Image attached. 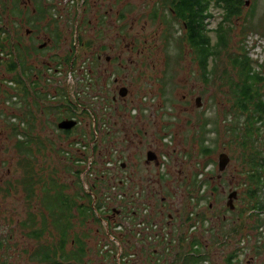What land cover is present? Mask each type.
<instances>
[{"label": "flooded vegetation", "instance_id": "af4514ba", "mask_svg": "<svg viewBox=\"0 0 264 264\" xmlns=\"http://www.w3.org/2000/svg\"><path fill=\"white\" fill-rule=\"evenodd\" d=\"M8 1L14 4L16 12L12 15L14 26L11 35L7 29L0 27V30H4L0 31V43L6 48L4 51L0 49V224L5 225L0 228V264H26L29 260L34 261L35 263L30 262L33 264H42L32 258L35 248L29 249V245H25L23 253L27 255L28 260L24 259L21 251L24 239L26 242L32 240L37 243L35 235L30 233L33 231L29 227L26 229L20 227L23 235L16 237L6 227L30 224L33 219L34 214L30 210L34 208V191L28 189L27 195H23L21 192L23 178L15 177V172L10 167H18L19 161H25L21 165V172L27 178L25 179L29 185V179H32L29 172H35L32 157L35 156L36 144L34 123L39 121L36 112L47 117L48 120H53L56 126L63 121L74 122L70 129H60L63 132L60 135L61 140L69 145H76L79 141L84 142L81 141L80 136L74 135L71 131L88 128L83 126V120H87L83 116L90 114L92 127L98 130V133L95 130L92 132L93 142L90 145L92 156L95 150L98 155L97 149H101L104 144L112 146L103 156L92 158L93 164L87 175H92L94 178L89 189L94 188L96 191L100 188L108 195L111 193L108 197L110 205L113 204L119 209L139 205L144 208L147 206L148 197L154 199L153 197H157L165 188L170 192V197L169 200H166V197L160 198L158 214L164 216V210L168 208L179 216V208L176 209L170 204L174 193L167 186V183L175 181L176 178L173 179L167 172L170 161L167 159V169H164L163 155L160 157L164 142H167V137L163 135L168 133L166 131L168 126L165 127L166 121L162 120V102L170 97L174 89L182 90L180 97L181 102L186 105L183 106L184 110L182 106L175 103L168 104L166 101L170 106L168 109L175 113L170 119L175 129L179 126H188L189 123L188 130L191 134V138L187 137L189 143L204 144L207 149L205 156H208L210 154L208 151L210 148L206 146L208 137L204 136L201 139V125L206 121L204 127L207 134L211 128L207 119L205 117L200 121L181 119L177 112L186 113L188 108L192 110L191 105L194 101L195 108L203 109L202 112L206 115L208 107H205L202 97L205 94L209 95L210 80L215 77L225 79L224 71L218 72L216 68L215 48L219 43L218 65H220L225 60V52L221 48L224 45L225 35L222 41L220 28L225 24L226 12L214 4L211 5L209 0L194 3L195 5L193 0H138L144 1V5H149L147 12H127L126 8H123L125 0H82L84 12H73L72 0H69V4L61 0ZM196 1L201 2V0ZM1 3L2 0L0 7ZM34 3L39 4L40 8L37 10L42 9L41 13L35 12ZM29 7L32 10L30 16L26 14ZM115 7H117L116 11ZM212 8L219 12H212ZM248 38L246 44L244 42L241 44L246 56L258 71L262 66L264 67V60L260 62L249 56L247 47L249 45L253 47L258 42L252 38V33ZM65 46L68 50L64 51L62 47ZM9 50L15 55L25 57L26 74L23 73L24 68L20 62L14 57L15 71H8ZM62 51L64 53L61 54ZM36 53L42 55L36 58ZM183 61L187 62L185 66L182 64ZM70 72L74 73L76 78L74 91L71 94L63 88H54L53 93L43 92L45 86H51L50 78L55 80L53 85L58 86L57 82L63 78L60 74ZM8 75L14 79L3 84ZM16 75L20 78L19 82L17 79L15 81ZM41 83L43 85H40ZM9 84H12L14 89L10 88ZM22 84L26 92L17 90L18 85L25 90ZM162 86L167 89L166 96L160 93L166 91L160 89ZM16 92H19V96L11 97L10 93ZM39 92L45 95L47 103L45 110H42V100L36 97ZM89 92L92 94L86 97ZM51 95L55 96L51 97ZM81 96L83 100H80ZM11 98L14 100L12 106L16 109L9 106ZM166 111L165 114L170 115ZM24 122L30 126L28 131ZM18 126H24L26 130L19 132ZM27 134L29 135L26 138L22 137ZM118 136H121L122 141L125 142L123 152L116 145ZM170 136L172 141L178 138L175 131ZM43 139L45 151L51 144L47 138L43 137ZM83 139L85 140L86 136ZM12 140L14 142L18 140L17 142L26 146V153L21 154L14 149ZM79 154L84 155L78 152V156ZM13 155L17 158L14 163H12ZM83 157L85 155L79 156V158ZM176 159L185 163L181 156H177ZM76 161L75 157H70V166L63 165L64 172L75 175L71 171L67 172V167L71 170ZM44 163L48 169L49 159L46 158ZM60 170L63 171L62 168ZM179 172L189 179L188 182H183L187 184L184 189L187 198L192 190L193 179L191 180V174L186 170ZM188 185H191L190 189H187ZM88 193L90 195V191ZM91 202L95 203V197L91 196ZM3 205L4 208L1 207ZM19 207L25 209L26 216L19 215ZM150 209L142 210L147 213L146 221L149 215L154 214ZM167 216L171 218L169 214ZM137 217L140 218L138 215ZM204 223L207 224L206 221ZM117 228L124 230L125 237L129 240L133 239L136 243L142 244L143 248L138 249L144 256L142 264H179L175 261L179 257L178 245L189 250L191 248L189 244L195 238L189 234L188 244L179 242L181 234L185 232L180 230H188L185 220L178 225L175 237L173 233L161 232L159 225L157 231L151 234L139 231L137 224L126 223L124 226L114 227L115 230ZM108 235L113 237V241L117 240L115 235ZM40 241L49 246L50 250H57L58 255L61 254L59 244L57 246L58 240L49 241L43 235ZM150 242L153 243L151 246ZM154 244L161 245L162 249L157 252L153 249ZM200 244L202 247L197 246L205 250L204 243ZM127 246L128 249L124 250L122 259L133 261L132 258L136 254L128 251L133 249L134 245ZM197 246H194L193 250ZM192 253V251L188 252V254Z\"/></svg>", "mask_w": 264, "mask_h": 264}, {"label": "rangeland", "instance_id": "374dc122", "mask_svg": "<svg viewBox=\"0 0 264 264\" xmlns=\"http://www.w3.org/2000/svg\"><path fill=\"white\" fill-rule=\"evenodd\" d=\"M55 0H52L54 2ZM62 2L70 3L69 0H61ZM73 1V12H84V6L81 5L82 0H72ZM244 2H248V5H245L242 7V12L240 14V17L237 19H233L231 26L232 27V36L230 38V48H229V56H232L233 58H236L235 55H233V50L239 49L238 45H241V42H244L246 44V41H249V34L252 33V38H262L261 41L264 42V38L261 37V33L264 29V0H243ZM126 3V4H125ZM144 1L139 2L138 0H125L123 8L127 12H147L149 9V5L146 4ZM55 4V3H54ZM37 8H40L38 3H34V10L37 11ZM117 10V7H115V11ZM122 10H120L121 12ZM212 12H219L218 10L212 8ZM13 12H16L14 4H11L8 0H2L1 7H0V27H3L4 29H7L9 34L11 35L13 33V20L12 15ZM22 12V11H18ZM32 12L31 7H29L26 10V14H29ZM219 17V16H218ZM249 25H254V28H251L249 31L247 28ZM213 26V25H212ZM244 32V34H243ZM62 49L68 50V47H62ZM64 53L63 51L61 54ZM8 57L10 55L9 52H7ZM42 54L36 53V58L38 56H41ZM252 57V56H250ZM262 57L264 59V50ZM10 61V57L8 59ZM226 60H223L220 65H218L216 68L219 71H225L226 67ZM182 64L185 66L187 64L186 61H183ZM58 67V66H57ZM61 80L60 82H57V85H53L55 82L54 79H51V86H45L43 89L44 93H53L54 88L60 89L63 88L65 91H68V94H71L74 91V84H75V75L74 73L70 72L67 74L62 75L60 74ZM260 75L263 77V83H264V73L261 72ZM218 76V75H217ZM8 77L6 81L3 82H11L10 76ZM227 80L223 77H215L214 79L210 80L209 85V95L205 94L202 97V101L205 102V107H208V111L206 115L202 112L203 109H196L194 106V101L192 102V110L191 108H188V112H177V115L181 117V119H187L193 121L194 119L202 120L203 117L207 119V122L210 124L211 128L209 133H206L205 127H202L201 125V134L202 138L204 136H207V142L206 146L210 148V154L208 156H203L201 153L200 145L192 142L189 143L188 138H191V134L189 133L188 127L190 124L188 123L187 129L183 126H179L177 129L174 128V123L170 119L171 117L175 116L174 112H171L168 108L170 107L168 104L175 103L177 105L182 106V110H184V107L186 105L181 102L180 95L182 94L181 89H174V91L171 93L170 97L167 100H163V121L165 123V127L168 126V133L163 135V137H167V142H164L163 149L160 153V157L162 156V161L164 164V169L167 165V159L170 161V167L168 169V173L172 176L173 179L176 178V180H172L171 183H167V186L172 190V193H174L173 198L170 200V204L175 207L176 209L179 208V216L178 214L172 210V209H166L164 210L165 214L164 216H160L158 214L159 210V203L161 197H166V200H169L170 192L165 190L163 188V191L157 196L153 197L154 199H151L148 197V202H146V207L142 206H136L133 208H136L137 215L141 217V211L143 209H150L152 213V216L149 215L148 218L150 222H153V224L162 229V231H166L169 234L173 233V237L176 236L178 225L185 220V210L189 212L187 217V225H188V232L186 230H180V232L185 231L186 234V240H188L189 232H190V226L192 224H196V229L194 230V233L191 235L194 236L196 239L199 240V242L204 243L205 250L204 252L207 255V259L204 260L206 264H223L224 260L230 255L231 253L235 252L237 253L238 257L236 260H232L233 264H264V250L261 251L262 248H259L256 246V241L259 240V238H254L256 236V230L252 228L253 222L255 221V217H251L249 214L250 212H247L245 208L243 207L244 203V192L247 184L246 175L242 172L241 164L238 161L237 156H233L231 152L228 150V144H227V136L223 131L226 128V122H224L226 119L227 114H231V111L233 112V98L232 95L228 91V85L226 84ZM40 85H43L42 83ZM11 86L10 88L14 89V86L9 84ZM166 90L165 93L160 92L162 96L167 95V89L162 86V88ZM197 90V88L195 89ZM43 92L38 93V98L42 100V110H45L47 103L45 102L44 94ZM5 93V92H4ZM91 92L88 93L86 97H88ZM11 97L19 96V92H16L15 94L10 93ZM55 96V95H51ZM83 100V97L81 96V99ZM9 106L14 108L12 106L14 100L12 98L9 100ZM168 104H167V102ZM184 106V107H183ZM180 109V107H177ZM16 109V107L14 108ZM167 110V111H166ZM165 111L168 112L170 115L165 114ZM35 115L38 117V122L34 123V135L35 138L37 137L36 144L34 147V154L35 156L32 157L34 160L35 165V174L33 175L32 172H29V176L32 178V181L34 182L36 180V176L42 181V186H35L34 191V208H32L30 211L33 212V219L36 224L39 226L41 225L42 217H40V204H39V198L40 193L43 187L46 189H49L52 191V186L54 185L56 188L60 189L63 193V195L67 198L73 197L74 193H77V190L79 187H81L82 191H80L81 196L82 193L88 192L90 186L93 184V176H88V170L91 169L93 161L92 158H98L106 154L112 145L104 144L101 149H97L99 151V154L97 155V151L95 150L92 156V153H90L91 148V142H93V134L92 132L95 130L98 133V130L94 129L92 127L91 123V116L89 113H87L85 116V119L83 120V126L88 127L85 130H76L72 129L71 133L74 135L80 136L82 138L81 141H84L81 143L79 141L76 145H69L66 142H63L61 139V134L63 132L60 131L58 128V125L56 126L53 120H48L43 116L42 114L39 115L38 112L35 113ZM230 119V117H229ZM18 120V119H17ZM21 122L20 120H18ZM205 123V122H204ZM25 124V122H24ZM89 125V126H88ZM27 131L30 126L26 125ZM82 127V125H80ZM26 129L21 126H18V131H25ZM205 130V131H204ZM216 130L218 133H215ZM175 131L177 133L178 138L176 141L171 140L172 132ZM196 131V129H195ZM264 131V128H263ZM170 134V135H169ZM28 135V134H27ZM27 135H22V137L26 138ZM195 136L196 133H194ZM199 135V134H198ZM86 136V139L84 140L83 137ZM171 138H170V137ZM16 137V136H13ZM43 137L47 138L50 141L51 145H48L47 150L44 151L42 149V145H44V139ZM92 137V138H91ZM119 138L116 139L117 147L122 150L125 145V142L122 141L121 136H118ZM183 137V139H181ZM200 137V136H199ZM173 139V138H172ZM200 139V140H201ZM13 141V140H12ZM16 140L14 142V149H17L18 152L21 154L26 153V146L21 145ZM7 152V149L5 150ZM78 152L83 153L85 157L79 158V156H84L82 154H79ZM68 153V154H67ZM220 153H225L229 156V162L223 172L218 171L217 169V161H218V155ZM75 157L77 161L75 162V165L71 167V172L75 175H70L63 170V165L67 164L70 166V157ZM177 156H181L185 163L182 161H178L176 158ZM69 157V158H67ZM166 157V159H165ZM49 159V168L46 169L44 160ZM16 157L13 155L12 160L16 161ZM161 159V158H160ZM166 160V161H165ZM165 161V162H164ZM25 161H19L17 163L18 167H10L14 170L15 177H22L24 179V174L21 172V165L24 164ZM72 164V163H71ZM26 168V166H25ZM53 168L54 170L50 172V169ZM62 168L63 171L60 170ZM187 171L189 174H191V180L193 179V182L196 181V188L190 191L191 196H189V199L186 198L184 189L186 188L185 183L188 182V178L185 175H182L179 171ZM98 171V170H97ZM43 173V174H42ZM47 173H49L47 175ZM194 173V175H193ZM175 177V178H174ZM26 178V177H25ZM177 182V183H176ZM192 182V183H193ZM78 185L75 187V185ZM23 187L21 186V192L23 195H27L29 186L26 182L22 183ZM200 185V187H199ZM191 185L187 186V189H190ZM103 194H107V192L101 190L100 188H97V193H100V191ZM235 191L237 198L234 200L232 199V206L233 208L230 211L229 206H227V198L228 195ZM20 192V193H21ZM111 193H109L110 195ZM32 195V194H31ZM185 196V197H184ZM199 196H203L204 200H201L200 203L196 204V199ZM188 197V196H187ZM185 199V200H184ZM109 200V199H108ZM135 200V196H134ZM86 202V199L83 200ZM188 203V206H187ZM110 204V201H109ZM23 206L22 204H20ZM168 205V204H166ZM165 205V206H166ZM208 206H210V209L208 210ZM4 208V205L1 206ZM25 207V206H23ZM112 209L119 210V208L115 207L113 204L109 206ZM183 207V209H182ZM182 209V211H181ZM229 210V211H228ZM14 211V210H13ZM124 211V209H123ZM243 211H246L243 215ZM181 212V213H180ZM198 212H205L204 218L205 220L201 221L199 217H195V215ZM18 213L21 217L26 216L25 209H22L19 207ZM43 213H45L43 209ZM17 214V212H15ZM122 214V213H121ZM121 214H118L121 215ZM167 214L171 216V218H168ZM246 214L248 216H246ZM18 215V214H17ZM106 213H102L103 221L100 223H96L93 220V217L96 218L95 215L90 218L89 221L85 223V226L82 228V230L88 234L87 242V250L88 254L84 258L85 264H142L144 261V256L141 255L138 249L143 248L141 246L142 244L136 243L133 239L132 241L129 240V238L125 237L124 230L116 231L114 230V227L117 225L124 226L126 223L134 224L135 222H129L130 218L127 217L125 214L122 217H114L110 216L109 218L106 217ZM192 215V216H191ZM178 216V217H177ZM138 219V217H137ZM49 221V218H47ZM237 220V224L234 223ZM107 221L110 223L107 224ZM206 221L207 224L204 222ZM168 222V223H167ZM166 223V224H165ZM27 223H24L23 225H7V230H10V233L13 235H16V237H20L22 233V227L23 229H26ZM166 225V227H165ZM168 225V226H167ZM235 225V227H233ZM5 225L0 224V228H3ZM31 229V224L28 226ZM38 228H41L38 227ZM236 229L238 231V234L233 235L232 229ZM78 229L76 227L75 231ZM207 229V231H206ZM48 232V231H47ZM115 235L117 240L113 241L110 235ZM194 234V235H193ZM107 238H106V236ZM229 236L225 238V236ZM243 238L241 241V244L238 246L236 240L239 238ZM26 238V236H25ZM57 235L54 231H51V235H45L46 240H57ZM261 239L264 241V235L261 236ZM32 240H29L26 242V239L23 240V246H21V251L23 253V249L25 248V245H29V249L36 248L38 245L35 241L32 243ZM32 243V244H31ZM153 244L150 242V246ZM185 244V243H183ZM127 245H134L133 249H129V253L136 254L135 257H133V261H127L125 259H122L124 255V250L128 249ZM155 247L153 249H156L157 252L162 249L161 245L154 244ZM152 248V247H151ZM109 251V256L105 257V254ZM175 251V248H174ZM112 252V253H111ZM176 252V251H175ZM66 253V252H65ZM24 259H27V255L23 253ZM31 259V258H30ZM28 260V259H27ZM34 261L29 260V263L26 264H33L30 263Z\"/></svg>", "mask_w": 264, "mask_h": 264}, {"label": "trees", "instance_id": "16d2710c", "mask_svg": "<svg viewBox=\"0 0 264 264\" xmlns=\"http://www.w3.org/2000/svg\"><path fill=\"white\" fill-rule=\"evenodd\" d=\"M202 1L203 0L198 2L193 0V4L203 3ZM209 1L211 5L214 4L215 6L220 7L223 12H226L225 24L220 28V31H222V41L223 35H225L224 45L221 48L225 52V60L227 61L224 76L227 80L226 84L228 85V91L232 95L234 101V110L233 112L231 111V114H227L226 119H224L226 122V128L223 131V136L225 133L227 136L228 150L233 156L238 157L237 162L241 164L242 172L246 175L247 184L244 192L245 199L243 207L247 212H250L249 214L251 217H255V221L253 222L254 226H252V228L256 230V236L254 238H259L255 244L257 247L262 248V251L264 250V241L261 239V236L264 235V83L262 82L263 77L260 73H264V67L262 66L260 70H258L259 72L256 71L254 63L251 62L245 54L243 44L238 45L239 49L236 48L235 51L233 50V55H235L236 58L232 59V56H229L230 38L232 36L233 27L231 26V23L233 19L240 17L241 9L245 6L244 2L242 0ZM41 11L42 9L37 10V12L40 13ZM251 28H254V25H249L247 30L249 31ZM0 31L3 32L4 30L1 29ZM261 35H263L261 37L264 38V29ZM0 49L1 51L6 49L2 43H0ZM215 50L216 65L218 66L220 62L219 43H217ZM9 53L10 61L7 65L8 71H15L16 63L13 60L14 57V59L16 58L20 62L21 66L24 68L23 73H25L27 67L25 57L15 55L13 52H10V50ZM12 79H14V77ZM16 79L17 82H19L20 78L18 75H16L15 81ZM18 86L17 90L19 92H26L24 85L25 90H23V87L20 85ZM4 94H6V92ZM36 97L39 96L36 95ZM205 125L206 121L203 123L202 127ZM215 133H218V131L216 130ZM42 149H44V145H42ZM200 149L204 156L205 150L207 151L205 145L200 144ZM53 170L54 169L51 168L50 172ZM68 171L70 172V169L67 167V172ZM33 175H36L35 172ZM26 179L24 177L22 183L26 182ZM42 181L38 176H36L34 182L32 179H29V189L33 192L35 186H42ZM195 185L196 181L193 182L192 190L196 188ZM76 186L78 185L76 184L75 187ZM58 188L54 185L52 186V191L45 187L42 188L39 198V204L41 207L39 213L40 217H42L40 222L41 228H38L40 226L35 223L34 219L30 222L31 230L33 231L30 233L35 235L38 244L35 251L32 253V258L42 264H82L84 258L89 252L86 245V240L89 236L82 230V228L85 226V223L93 217V215L96 216V218L93 217V220L96 223H100V220L103 221L102 213H106L107 218L113 216V214L114 217H122L126 214L127 217L130 218L129 222H135L134 224H138L140 221H146L145 216H147V213L142 211L141 217L137 219V210L133 207L123 208L124 211L123 209L115 210V212L109 207V195L103 193L97 194L94 188L89 189L90 195L95 197L94 204H92L91 196L88 192L82 193L83 195L81 196V187H79L77 193H74L71 198L65 197L62 194L63 192ZM187 196L188 200H190L189 196H191V193L189 192ZM85 199L86 203L81 202ZM201 200H204L203 196L197 197L196 204L198 205ZM43 209L45 213H43ZM209 209L210 208H208V210ZM246 211H243V215ZM119 213L121 215L118 216ZM185 214V221L187 222L189 212L187 211ZM204 214L205 212H198L195 217H199L203 223L205 220ZM246 216L248 215L246 214ZM47 218H49V221ZM108 223L109 222L107 221V224ZM235 223L237 224V220ZM28 226L29 224L26 225V228H28ZM76 227H78V229L75 231ZM233 227H235V225ZM120 230V228H117L116 231ZM51 231H54L58 237L57 246L59 244V249L61 250V254L59 255L57 254V250H50L49 246L40 241L42 240V236L46 235L45 233L51 235ZM232 232L233 235L238 234V231H236L235 228L232 229ZM227 237L229 236L226 235L225 238ZM185 239L186 234L184 232L181 234L179 242L182 244H188L189 242L185 241ZM242 240L243 238L241 237L236 240L238 246L241 244ZM189 245L191 246L189 250L184 247L181 248L182 245L180 244L178 245L177 254H179V257L175 261L179 264H202L208 257L204 252V249L197 246L199 245L202 247L200 242H198V239H192L191 244ZM194 246H197V248L193 250ZM190 251L193 253L188 254ZM107 256H109V251L105 254V257ZM237 257V253L233 252L228 255L223 264H233L232 260H236ZM81 259L83 261L82 263Z\"/></svg>", "mask_w": 264, "mask_h": 264}, {"label": "built area", "instance_id": "2783aa9c", "mask_svg": "<svg viewBox=\"0 0 264 264\" xmlns=\"http://www.w3.org/2000/svg\"><path fill=\"white\" fill-rule=\"evenodd\" d=\"M257 40V44L253 47H250V45L247 47V52L249 53V56H252L251 58L253 59H258L260 62H262L264 59L262 57L263 54V50H264V42L261 41V38H256ZM192 216V215H191ZM137 228L139 229V231L146 233H154L157 231V227L153 224V222H150L149 220L147 221H140L137 224ZM196 224H192L190 226V232L189 234L191 235L192 233H194V230L196 229ZM202 264H206V262H203Z\"/></svg>", "mask_w": 264, "mask_h": 264}, {"label": "water", "instance_id": "95a60500", "mask_svg": "<svg viewBox=\"0 0 264 264\" xmlns=\"http://www.w3.org/2000/svg\"><path fill=\"white\" fill-rule=\"evenodd\" d=\"M246 5H248V2H246ZM74 125V122L72 121H63L59 124V129H70ZM229 162V156L225 153H220L218 157V171L223 172ZM237 198L236 192L233 191L228 195L227 198V206H229L230 210L233 208L232 206V199L234 200Z\"/></svg>", "mask_w": 264, "mask_h": 264}, {"label": "bare ground", "instance_id": "6f19581e", "mask_svg": "<svg viewBox=\"0 0 264 264\" xmlns=\"http://www.w3.org/2000/svg\"><path fill=\"white\" fill-rule=\"evenodd\" d=\"M217 169H218V167H217Z\"/></svg>", "mask_w": 264, "mask_h": 264}]
</instances>
